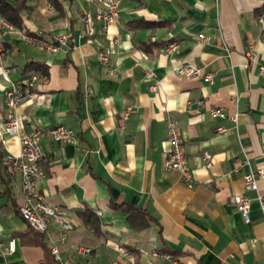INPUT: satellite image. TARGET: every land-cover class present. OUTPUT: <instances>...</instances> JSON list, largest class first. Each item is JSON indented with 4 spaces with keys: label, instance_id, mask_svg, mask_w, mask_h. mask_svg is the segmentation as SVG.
Returning <instances> with one entry per match:
<instances>
[{
    "label": "crops",
    "instance_id": "crops-1",
    "mask_svg": "<svg viewBox=\"0 0 264 264\" xmlns=\"http://www.w3.org/2000/svg\"><path fill=\"white\" fill-rule=\"evenodd\" d=\"M10 1L20 8V26L3 36L6 76L0 69V264H264V211L243 179L264 166L262 0H121L108 28L96 3ZM86 14L92 34H85ZM23 35H66L67 44L52 53ZM170 41L179 48L166 54ZM182 64L202 68L201 75L177 76ZM33 71L41 75V97L17 106L22 131L63 125L75 136L41 140L45 177L37 187L73 223L64 239L56 223L33 232L18 211L20 176L2 166L20 152V134L3 128L4 92ZM210 108L225 117L211 118ZM167 119L183 139L191 187L179 170L164 168ZM204 152L212 156L209 167ZM257 185L264 194V178ZM234 194L252 199L250 222ZM86 210L95 226L83 220ZM78 247L91 251L79 254Z\"/></svg>",
    "mask_w": 264,
    "mask_h": 264
},
{
    "label": "built area",
    "instance_id": "built-area-1",
    "mask_svg": "<svg viewBox=\"0 0 264 264\" xmlns=\"http://www.w3.org/2000/svg\"><path fill=\"white\" fill-rule=\"evenodd\" d=\"M45 1V0H35ZM90 3L99 5L97 18L102 20L104 28H108L113 24L119 15V8L121 0H85ZM258 22L262 29H264V0H262V9L258 16ZM85 34H92L93 20L89 14L84 17ZM15 26L9 20L4 18L0 12V69L6 76L8 70L4 67V59L6 56V46L3 42V36L7 33L14 32ZM23 40L31 45L44 47L47 51L55 53L62 46L67 44L66 35H57L51 41H45L39 38L38 35H23ZM199 37H203L199 35ZM179 48V42L170 41L166 44L164 51L166 54H172ZM146 54L142 53L144 57ZM254 59L253 56H249ZM99 59L107 62L105 54H99ZM177 76L187 78H196L201 75L202 68L192 65H179L174 70ZM261 74H264V67H260ZM147 78H151V72L146 73ZM204 77L207 80L211 79L210 73H205ZM41 75L38 72H30L20 81L11 82L8 89L4 92V101L7 106V119L4 123V130L10 134H20V152L14 156H6L2 159V166L4 170L13 175L18 174L21 179V191L23 200L18 206V211L22 218L28 223L29 227L34 231L45 233L51 223H56L59 226L60 238L64 239L66 233L73 228V223L70 222L62 209L55 205L46 202L44 196L38 190V182L45 177V173L41 167V162L44 158V152L41 144L43 138H48L52 141L58 142H75V136L71 129L56 125L50 129H42L32 126L29 132L22 131V121L24 116L17 115L15 110L17 106L23 102H40V95L35 91ZM201 104V101L198 102ZM132 108H128L126 113L130 112ZM209 114L211 118H224L225 113L219 108H210ZM232 120L236 122L237 116H233ZM218 132H225L223 127L216 128ZM166 152L164 157L165 170H179L182 174L183 182L191 187L193 181L189 170L187 169V160L183 139L177 130L176 123L173 120L166 121ZM211 154L204 152L203 159L205 167L211 165ZM264 178V166L257 168L255 171H250L243 176L246 190H253L257 192L255 200L259 203L262 211H264V194L258 192L257 180ZM252 199L241 194L233 195V202L237 211L241 215L244 222H250V205ZM15 250V239H10L5 248L6 252H13ZM77 253L89 254L91 249L88 247H78ZM51 252L56 260H59V251L57 247L53 246ZM123 255H127L125 250L121 251ZM171 259V256H166ZM225 264H247L243 260L236 262H226Z\"/></svg>",
    "mask_w": 264,
    "mask_h": 264
},
{
    "label": "trees",
    "instance_id": "trees-1",
    "mask_svg": "<svg viewBox=\"0 0 264 264\" xmlns=\"http://www.w3.org/2000/svg\"><path fill=\"white\" fill-rule=\"evenodd\" d=\"M48 1L53 4L55 3V0ZM0 12L2 16L13 23L14 26H20V8L18 6H14L10 0H0ZM29 69L44 72L43 67L33 66V64H30ZM132 215L133 214H129L128 218H132ZM82 217L85 222L95 226L94 224L97 222V218L89 212V210L84 211ZM33 232L43 234L34 230Z\"/></svg>",
    "mask_w": 264,
    "mask_h": 264
}]
</instances>
